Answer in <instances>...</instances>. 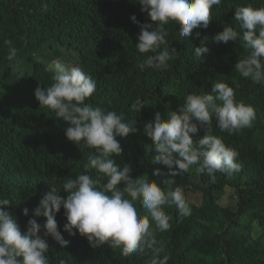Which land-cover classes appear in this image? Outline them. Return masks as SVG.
<instances>
[{
	"label": "trees",
	"instance_id": "trees-1",
	"mask_svg": "<svg viewBox=\"0 0 264 264\" xmlns=\"http://www.w3.org/2000/svg\"><path fill=\"white\" fill-rule=\"evenodd\" d=\"M249 4L264 7V0H222L210 10L208 27L193 29L188 37L179 36L174 22L166 25V39L178 54L166 69L141 71L137 65L145 57L135 46L140 28L130 17L135 15L140 24L152 22L133 0H0V196L10 200L4 208L16 218L21 231L26 230L29 218L44 223L45 218L34 217L32 210L50 186L59 188L64 178L85 171L83 154L64 135L67 122L40 107L34 96L38 85L43 88L52 83L46 67L59 58L96 81V90L86 103L122 114L126 122H137L136 133L116 137L129 139L125 157L136 172L154 169L149 153L154 148L143 134V124L157 111L166 119L187 94L210 92L213 82H226L236 100L240 97L257 107L259 117L252 126L228 136L225 143L238 153L240 171L216 172L210 183L209 175L198 173L196 165L174 177L163 165L166 175L159 186L168 190L164 181L174 180L171 188L182 186L200 201L191 204L186 195L191 217L180 220L163 236L167 264H264V239L253 238L252 224L241 222L245 216L264 226V87L245 80L234 68L242 41L215 43L211 39L224 26L241 32L234 19L235 7ZM205 36L210 51L195 58L194 48ZM10 47L17 49L12 62L6 59ZM110 158L115 161L117 156ZM89 174L96 177L95 170ZM229 190L239 199L236 210L221 204ZM135 206L143 208L139 201ZM25 207L27 216L22 214ZM63 212L61 208L55 219L66 236ZM39 234L43 236V228ZM43 238L49 246L55 241ZM51 255L67 264H147L145 258L94 249L86 239L57 248Z\"/></svg>",
	"mask_w": 264,
	"mask_h": 264
},
{
	"label": "clouds",
	"instance_id": "clouds-1",
	"mask_svg": "<svg viewBox=\"0 0 264 264\" xmlns=\"http://www.w3.org/2000/svg\"><path fill=\"white\" fill-rule=\"evenodd\" d=\"M133 2L152 22L140 24L135 15L130 17L140 28L135 46L145 57L137 65L143 71L166 69L178 54L171 47L173 42L166 39V25H178L180 37L193 35V29L208 27L210 10L222 0ZM234 19L241 32L224 26L211 39L215 43L242 41L234 68L245 80L264 87V7L237 6ZM195 35L199 37L200 33ZM207 40L205 36L194 48L195 58L210 51ZM16 57L17 49L10 47L6 59L12 62ZM46 71L52 73V83L43 88L38 85L35 99L40 107L67 122L64 135L83 154L85 171L64 178L59 188L50 186L32 210L34 217L45 218L44 223L29 218L23 232L4 208L10 200L0 196V264H67L53 259L51 253L84 239L94 249L109 250L124 258H145L147 264H167L169 254L163 236L171 233L180 220H188L192 208L182 186L171 188L174 180L164 181L168 190L159 186L166 175L163 165L170 177L187 173L196 165L198 173L209 175L210 183L215 181L216 172L240 171L238 153L225 143L228 136L252 126L259 117L257 107L240 97L236 100L234 89L226 82H213L210 92L187 94L184 103L170 111L166 119L157 111L143 124V134L156 150L149 149L154 169L136 172L125 157L129 139L116 137L136 133L137 122H126L122 114L86 103L96 90V81L80 67L58 58ZM113 155L117 156L115 161L110 158ZM91 170H95V178L89 174ZM137 201L143 208H136ZM61 208L66 236L58 230L55 219ZM22 214L27 216L29 209L23 208ZM42 228L43 236L39 234ZM48 236L55 240L50 246L43 238Z\"/></svg>",
	"mask_w": 264,
	"mask_h": 264
},
{
	"label": "rangeland",
	"instance_id": "rangeland-1",
	"mask_svg": "<svg viewBox=\"0 0 264 264\" xmlns=\"http://www.w3.org/2000/svg\"><path fill=\"white\" fill-rule=\"evenodd\" d=\"M184 189L185 194L188 196V199L190 201L191 204H195L198 205L200 203L199 200H197L196 198L190 196V194ZM238 197L236 195V193L232 190H229L223 197L221 204L225 205V204H230L231 208L233 209H238ZM245 220L249 221L252 226H251V235L253 238H260V239H264V226H261L257 221H252L251 219L242 216L241 217V222H244Z\"/></svg>",
	"mask_w": 264,
	"mask_h": 264
}]
</instances>
